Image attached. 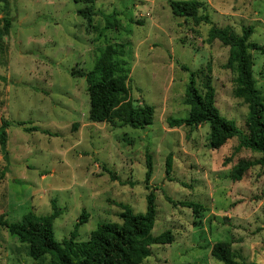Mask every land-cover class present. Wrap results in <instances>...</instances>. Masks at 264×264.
Masks as SVG:
<instances>
[{"label": "rangeland", "instance_id": "rangeland-1", "mask_svg": "<svg viewBox=\"0 0 264 264\" xmlns=\"http://www.w3.org/2000/svg\"><path fill=\"white\" fill-rule=\"evenodd\" d=\"M170 1L198 2L209 23L174 17ZM83 8L73 0H0V127L10 124L8 162L0 148V264H50L30 259L2 223L58 213L53 232L60 243L84 213L76 240L84 243L98 225L121 224L120 205L143 215L150 193L156 207L151 236L170 231L173 243L151 247L142 264H222L211 256L218 243L230 244L239 264H264V165L240 182L230 179L238 162L256 163L263 155L239 149L237 139L211 151L207 125H167L188 117L185 91L199 73V93L209 78L220 116L247 135L248 109L234 95L236 75L225 69L229 50L208 43L207 34L216 27L240 37L252 28L249 43L264 47V0H96L90 25L77 14ZM113 15L116 30L105 25ZM108 47L122 51L115 63L127 74L133 107L154 110L142 130L105 123L97 101L90 121L86 82L70 74L91 72ZM251 57L264 101V55ZM147 156L153 173L146 186ZM178 203L203 210L194 216Z\"/></svg>", "mask_w": 264, "mask_h": 264}, {"label": "trees", "instance_id": "trees-1", "mask_svg": "<svg viewBox=\"0 0 264 264\" xmlns=\"http://www.w3.org/2000/svg\"><path fill=\"white\" fill-rule=\"evenodd\" d=\"M75 4H82L84 8L77 12L78 16L90 25L95 16L94 6L96 0H73ZM201 5L198 2H169V8L174 17L191 20L195 26L208 24L207 17L199 16ZM108 29H117L118 24L114 15L106 18ZM253 34L252 28L242 31L237 37L230 35L222 29L212 27L207 34V42H219L228 48L229 57L225 69L236 75L234 95L247 106L245 118L247 135L241 133L233 121L220 116L215 107V91L208 80L203 84V94L195 87L194 78L185 91L184 104L189 108L186 119H168L169 129L197 128L207 125L209 128L208 144L211 151H218L227 142L237 139L239 149L263 155V159L256 163L240 161L232 169L230 179L240 182L243 176L255 165H264V101L255 86L253 79V62L251 52L264 55V47L249 43ZM122 51L108 47L100 56L96 66L89 73L72 71L73 78L84 79L90 101L89 120L96 119V103L104 107L100 114L103 121L112 127H128L133 130H142L150 126L154 118V110L149 106L133 107L127 87V74L118 67L115 60L122 57ZM99 74L101 80L97 81L95 75ZM203 73L200 72V75ZM104 91L106 99L96 94ZM9 123L4 122L0 127V148L7 161V134ZM29 132V131H28ZM8 162V161H7ZM171 157L166 160V175L171 172ZM145 185L147 186L153 173L151 157L146 159ZM171 204L172 201L167 199ZM176 205V204H175ZM183 208L190 209L194 216L203 210L200 205L193 203H178ZM121 221L117 224H100L90 234L88 241L77 242L78 228L86 223L87 215L82 213L79 222L75 225L68 239L57 243L54 239L53 223L58 213L50 216H36L28 213L22 216L18 223H2L8 234L26 245L28 257L33 261L50 259V264H142L151 255V247L168 246L173 243V236L167 231L160 236L152 237L156 207L155 197L150 193L146 197V210L143 215L136 216L128 206L120 205ZM211 256L222 264H239L228 243L215 244Z\"/></svg>", "mask_w": 264, "mask_h": 264}]
</instances>
